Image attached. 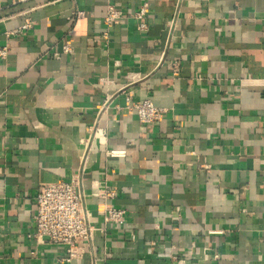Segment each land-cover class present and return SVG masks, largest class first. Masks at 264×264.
<instances>
[{"label": "crops", "instance_id": "crops-1", "mask_svg": "<svg viewBox=\"0 0 264 264\" xmlns=\"http://www.w3.org/2000/svg\"><path fill=\"white\" fill-rule=\"evenodd\" d=\"M176 2L140 30L142 0H0V264H264V0H184L170 39ZM147 98L165 113L145 124L127 105ZM98 116L88 207L101 226L110 190L125 220L67 262L29 236L37 195L78 171Z\"/></svg>", "mask_w": 264, "mask_h": 264}, {"label": "built area", "instance_id": "built-area-1", "mask_svg": "<svg viewBox=\"0 0 264 264\" xmlns=\"http://www.w3.org/2000/svg\"><path fill=\"white\" fill-rule=\"evenodd\" d=\"M17 3L28 2L32 0H15ZM184 0H177L174 15L169 26V37L172 38L173 31L179 20L180 12ZM152 0H142L141 5L134 11L133 17L139 22L138 29L144 30L147 24L144 21ZM83 12H77V18L81 17ZM123 19V11L118 9L113 2L107 5V14L104 18L109 28L118 24ZM31 27L30 18H25V22L10 34L22 33ZM108 37V33H106ZM8 53V44L0 47V56H6ZM104 104L100 108V114L107 108ZM127 107L135 112L141 123H153L159 121L165 113V109L155 104L150 99L142 101L129 100ZM100 116L91 127V138L87 142L85 153L81 157V163L78 171L69 179H60L56 182L47 183L43 186L37 195V208L34 214L35 230L29 236L38 245L55 244L62 245L66 250L65 260L73 262L82 258L84 253L83 243L92 244L95 231L98 229L105 232L110 224H121L125 220L126 210L116 207L108 202V199L114 196L110 190H100L97 195L107 200L103 210L102 223L93 222V214L88 207V197L83 180V173L88 160V151L91 143L98 140L100 143L105 141L106 130L99 126ZM114 155L115 152L109 151Z\"/></svg>", "mask_w": 264, "mask_h": 264}]
</instances>
